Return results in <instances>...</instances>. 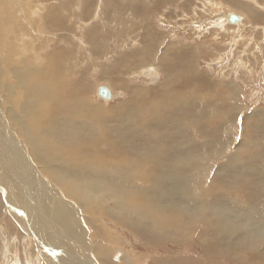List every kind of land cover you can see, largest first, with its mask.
Instances as JSON below:
<instances>
[{
  "label": "bare ground",
  "instance_id": "1",
  "mask_svg": "<svg viewBox=\"0 0 264 264\" xmlns=\"http://www.w3.org/2000/svg\"><path fill=\"white\" fill-rule=\"evenodd\" d=\"M58 12L55 8L44 16L40 15L49 17L55 14L60 18V28L68 29L64 17H60L61 12L59 15ZM229 17L230 14L227 20ZM147 21V52L141 51L142 45L141 50L124 52V60L119 64L122 72L129 61L136 60L135 64H130L138 70L147 65L148 69H143L142 73H146L150 81H156L157 85L153 88L136 86L134 90L128 88L129 92L124 90L125 93L121 88L120 93L114 94L112 90L110 92L111 87L103 84L110 93L107 99L123 97L111 110L88 99L86 89L81 88L86 83H81V91L74 92L73 87L63 82L65 70L59 66H63L67 58L62 59L61 55L48 54L43 61L40 54H36L34 63L33 56L23 61L22 56L18 58L20 65L9 62L6 63L8 71L3 73L0 69V80L5 76L15 80L9 92L10 96H16L12 100L9 98L10 107L6 108L10 124L0 105V158L2 156L1 162L8 170L4 179L8 188L2 190L5 197L9 196L10 202L15 201V206L9 202L14 216L18 215L16 217L21 219L32 236L38 235L36 238L40 245L37 247L42 257L50 259L49 249H57V257L49 260L51 264H99L89 261L85 253L88 243L86 245L83 241V227L86 224L73 219L76 215L72 214L69 205L75 204L67 199V193L85 206V209L79 210L80 219L85 216V220H90L95 241L91 248L104 263H112L109 260L112 253L105 244L107 233L95 224V214L113 218L117 224L130 230L146 248L162 246L167 241L182 247L196 239L205 243H200L205 250V259L188 253H174L168 261L158 258V264L164 260L165 264H222L223 258L228 257H241V263L247 259L246 264H264V218H261L264 217V138L261 131L264 108L255 111L251 119L247 116L249 120L257 121L259 133L254 130V138L252 134H247L244 140L236 142L239 144L234 152L228 154L236 134L234 117L239 108L229 98V92L217 94L221 91L219 88L216 94L220 96L214 97L215 93L213 96L211 91L206 96L200 93L215 82L204 80L193 61L179 54L168 57L173 47L183 49L186 46L184 43H170L168 40L166 46L160 49L161 56H167H159V59L157 56L156 59L162 62L151 64L164 40V33L152 27V20ZM43 23L50 29L49 23L44 20ZM155 37L159 42L155 43ZM82 41L81 44L84 43ZM2 44L1 40L0 46ZM84 45L86 49L88 46ZM12 52L9 46L7 54L12 55ZM45 61H48L46 65ZM163 61L165 66L158 70ZM40 62L44 65L39 66ZM161 74L165 79H160ZM114 75L116 77L117 74ZM17 88L18 93L15 91ZM14 126L16 132L12 130ZM17 136L26 142L33 156ZM244 148L252 151L245 153ZM242 153L249 157L240 158ZM224 156L225 161L217 164L216 160ZM26 173L29 179L25 178ZM47 174L62 183L66 194L57 184L46 181ZM21 177L25 180L22 181ZM19 186L24 189L21 192L23 199H14L8 189H19ZM16 194L19 195V192ZM49 206L50 209H45ZM48 222L53 231L49 229ZM255 223H259V227L258 224L255 227ZM236 231L247 232L257 241H243L235 234ZM40 238L45 240L49 249H43ZM117 252L121 253L120 250Z\"/></svg>",
  "mask_w": 264,
  "mask_h": 264
},
{
  "label": "rangeland",
  "instance_id": "2",
  "mask_svg": "<svg viewBox=\"0 0 264 264\" xmlns=\"http://www.w3.org/2000/svg\"><path fill=\"white\" fill-rule=\"evenodd\" d=\"M85 2L86 4H89L86 5ZM77 5L81 8L78 9ZM89 6L92 7V9ZM84 7L85 9H83ZM55 8L61 12L60 17H64L63 20L66 22L65 26H68V29L66 27L60 28L58 25L60 18L55 14L49 17H42L48 12L54 11ZM73 8L77 10H73ZM86 8L89 9L85 11ZM35 11L38 13H34ZM88 12L92 13L87 14ZM228 14L239 15L241 21L235 23L230 22L227 20ZM0 15V30L3 32L0 31V41L2 40L3 43L1 45L2 47L0 46V69H2L1 71L3 73L8 71L6 63L11 62L12 65H20L21 63L18 61L22 56V61L23 59L33 56L32 63H34L36 62V54H40L39 57H41L43 61L48 54L51 55L53 53L52 55H59V57L61 55L62 59L67 58V60L65 59V62H63V66H61L62 64L60 66L57 64V66L62 67V70L63 68L65 70L63 71V82H65L67 86L69 85L70 87H73L74 92L81 91V88L86 89L87 97L91 102L100 104L103 107L109 108V110L113 109L115 103H119L123 97L121 96L116 100L117 96L109 99H107V97L110 95L107 97L101 96L98 92L101 90H99V88L100 86L102 87L103 84L105 86L107 85L109 88L111 87L110 92L112 90L114 94L120 93L121 88L122 91L125 90L129 92L128 88L134 90L136 86L153 88L157 85L156 81L152 83L149 76H147L146 73H142L143 69H148L147 65L144 66L145 68L138 70L136 69V66L132 67L131 65L132 63L135 64L134 62H136V60L129 61V65L127 66L128 70H126L127 67L122 65V67L124 66L123 69L126 68V71L124 70V72L121 71L122 68L120 65L124 60L122 56L124 52L130 53L136 49L141 50L142 46L143 50L141 51L147 52L146 49L149 47L146 48L147 46L145 43L147 44L148 42H146L145 36L147 35L146 25L149 26V21L146 22V20H152V27H154L159 33H161L160 31H163L164 40L160 44L162 48L160 46L158 47L159 49L156 52L154 59L151 60V64L157 65L162 62L158 61L160 57L168 55L169 58H173L176 54H179L181 55L180 57H184L186 60L194 62L200 72L199 74L204 80L208 79L216 83V85H214V83L213 85L206 87L208 90H206V88L202 89L205 91L200 92L202 95H210L212 92V95L214 96L215 93L214 97H216L217 94H223L222 91L224 93L229 92V98L234 100L235 105L239 108L234 117L237 126V129L234 131L236 134L233 135L231 142L232 145L230 144L227 150L229 151L228 154L234 152L233 150H235L236 145L239 144L236 143L237 141L239 142L240 140L241 142L246 138L247 134H252L253 136L255 131H257V121L249 120L247 116L251 119V116H253L255 111L259 108H264V0H0ZM38 15H40L39 18ZM8 19H10L9 22H7ZM43 20L45 23H49L50 29L47 25H44ZM168 40L170 43L171 41L172 43L182 42L186 46L180 50L173 47L169 53L170 55L167 54L161 56L162 53L160 52V49L162 50L166 46ZM81 41L84 43L81 44ZM154 41L155 43L159 42L158 37H155ZM182 43L180 45H182ZM84 44H86V47L88 46L86 49ZM9 46L13 49L12 55L7 54ZM153 46L154 45L152 44V47ZM66 49H68L67 52ZM74 49L75 51H78L74 53ZM62 52L68 54H63L65 55L64 57ZM137 54L139 55V53ZM157 56L158 59H156ZM44 63L46 65L48 61H45ZM38 64L39 66L44 65L42 62ZM159 65L160 66L157 67L158 70L165 66V62L163 61V63ZM118 71L121 72L119 73ZM114 74H117L116 77ZM119 79L120 81L122 79L124 80L120 83L118 82ZM160 79H165L163 74H161ZM72 81L75 82L72 83ZM82 82L88 84V86L86 84L84 85ZM7 83L8 85H6ZM13 83H15V80H13L11 76L9 78L5 76L0 80V105L2 107V112L4 113L5 111L9 124L10 122L6 108L8 106L10 107V103L8 102L9 98L12 100V98L16 96H10L9 92V88ZM74 84L76 85L74 86ZM113 85H115V87L117 86L116 88L118 89H115ZM84 86L87 87L84 88ZM214 88H216V91ZM217 88L221 91L218 92L219 90ZM211 89H213V91ZM15 91L18 93L19 89L17 88ZM216 92L218 93L216 94ZM11 106H13V104H11ZM0 115L2 116V113ZM246 122L249 124H246ZM261 123L263 125L261 131L264 138V116ZM253 124L255 126H253ZM12 130L16 132L15 126ZM245 130L246 132H244ZM257 132L259 133V131ZM234 136L236 137L235 139ZM17 138L18 141H22L23 146L32 155L26 142L21 137L17 136ZM245 148H247V146ZM245 148V153L246 151H252V149L248 151V148ZM245 153H242L240 158L249 157V155H246ZM225 157L226 156L218 158L216 160L217 164L224 162ZM1 158L0 185L2 186H0V223L3 225H0V264H51L49 260H53L52 257L54 258L55 255L50 254L52 257L50 259L47 258L48 261L42 257L43 255L37 247L39 242L36 237H38V235L32 236L28 229L26 227L24 228L21 219L16 217L18 215L14 216V209H12V205H10V203H13L15 206V201L10 202L8 200L9 196L5 197L3 193L2 188H8L5 186L6 180H4L6 179L5 176L8 173V170L4 165V162H1L3 161ZM4 171H6V173ZM183 174L184 173H181L180 175ZM25 175V178H30L27 173ZM48 175L49 174L46 175L47 180H45L49 182V184H57V186L62 188L66 194L62 183H59V181L57 182V179L51 174V176ZM23 180L25 179L22 178V181ZM58 184H61V187ZM19 187V189H8L11 196H13L12 198L16 199V197H19L20 199H23L24 194L22 195L21 192H23L24 189L22 186ZM16 191L19 192V195L16 194ZM53 192L55 193L56 190L53 189ZM67 195L70 199L66 198L75 204L73 205L70 203L69 205L72 209V214L76 215L73 219H76L79 223L86 224L83 227V234L86 239L83 238V241L86 245L88 243L85 253L89 258V261L93 260V262L97 261L99 264H107L102 262L98 256L94 254L93 248H91V245H94L95 241L93 239L94 234H92L90 220H85V216H83L84 219H80L81 212L79 210L85 209V206L68 193ZM33 199L35 201L38 200L37 197H33ZM95 204H98L97 201ZM79 206L81 208H79ZM50 207L51 206L45 209H50ZM45 213H47V216L49 215L48 212ZM45 224L47 225L46 222ZM48 224L50 227L49 229L53 231L54 228L49 222ZM95 224L100 225L107 233V241L105 244L108 245L107 247L112 253L109 257V260L112 262L111 264H158L156 261L158 258H164L168 261V258L173 256L174 253L193 254L202 259H205L206 257L205 250L202 248L203 246H201V244L205 243L200 242L199 239H196L195 241L192 240L190 242L191 245L188 243L183 247L179 244L167 241L162 244V246H150L149 248H146V245L144 246L143 242L136 240L130 230L122 227L120 223L117 224L113 218H108L107 215H103L102 217L100 214H95ZM256 224H258L257 227H259L260 224L255 223V227ZM2 226H4V231L3 229L1 230ZM45 228L47 229V226H45ZM261 228L262 226L260 229ZM235 234L240 236V239L243 241H257L247 232L236 231ZM111 239L113 240L111 241ZM51 240L52 243H54L53 237H51ZM39 241L44 244L42 245L44 250L49 249L48 246L45 245V240L43 238H40ZM53 249L56 250L57 254V249ZM118 250H120L121 253H118ZM240 259L241 257L237 259L234 257H228L223 258V261L221 262L222 264L247 263V259L242 263L240 262ZM256 260L257 262H262V260ZM164 262L166 263L165 260ZM164 262L162 264H165ZM87 264L89 263L87 262Z\"/></svg>",
  "mask_w": 264,
  "mask_h": 264
},
{
  "label": "water",
  "instance_id": "3",
  "mask_svg": "<svg viewBox=\"0 0 264 264\" xmlns=\"http://www.w3.org/2000/svg\"><path fill=\"white\" fill-rule=\"evenodd\" d=\"M229 20H230V22L239 21L240 20V16L237 15V14H231L230 17H229ZM100 94H102L105 97L110 95L109 91L104 86L101 87ZM49 252L51 253V255L52 254H54L55 256L57 255L55 250L49 249Z\"/></svg>",
  "mask_w": 264,
  "mask_h": 264
}]
</instances>
